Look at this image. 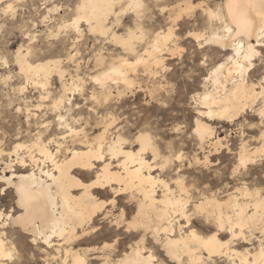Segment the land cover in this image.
Instances as JSON below:
<instances>
[{
    "label": "bare ground",
    "instance_id": "obj_1",
    "mask_svg": "<svg viewBox=\"0 0 264 264\" xmlns=\"http://www.w3.org/2000/svg\"><path fill=\"white\" fill-rule=\"evenodd\" d=\"M55 1L49 0L52 6L43 16V22L50 18L51 12H59L60 6ZM71 2L72 22L67 24L66 16L59 15V29L68 25L66 28L72 29L75 34L73 40L77 41L87 30L102 38L104 36L108 40H115L124 46L123 49L135 54L133 60L122 56L112 61L102 73L92 76L95 87L90 94L91 98L104 102L115 96L114 88H119V84L128 89L135 85V78L131 74L136 73L138 67H144L152 76L158 73V68H165L164 53L174 55L178 48L170 46L172 40L169 39V30L183 13H188L193 4L191 0L178 3L175 9L177 13L171 11L168 16L172 23L167 30L156 33L150 46L140 53L135 42L145 34L142 24L145 15L141 13L144 11L145 0H127L125 7L122 0ZM233 2L238 3L240 8H229L230 0L218 4L221 17L226 22L237 11L247 13L253 19H259L264 14L260 0ZM245 4L251 5V8L244 7ZM5 8L13 10L14 5L10 1L5 4ZM129 8L134 10L135 28L127 29L125 35L119 34L115 27L120 22L121 14ZM73 22L78 26L79 33L71 27ZM84 25L86 28H83ZM259 35V28L251 36H241L235 29L230 33L219 28L214 33L209 32L208 43L215 47V53L218 48L222 51L231 50L230 54L218 57L216 67H211L204 76L201 91L193 96L196 100L194 135L203 158L210 163L212 151H217V145L223 143V139L216 135L211 120L232 119L247 106L253 107L256 103L259 104L256 109L258 114L264 112V90L255 87L261 78L259 57L252 59L254 67L243 78L236 67L245 63L244 56L249 45L260 50L255 43ZM33 39H36V35H32L31 41ZM75 44L73 41L74 46ZM241 45L244 47H240ZM78 53L79 49L75 53L69 51L67 59L75 62ZM32 55H39V58L31 60ZM41 55L40 47L38 51L36 45L29 44L25 51L20 47L15 57L26 79L40 85L47 95L50 94L48 87L51 75L58 76L63 94L53 101L52 107L57 110L68 98V91L80 90L82 87L79 64H76V74L68 82L65 79L68 71L64 68V59L46 60ZM104 62L105 56L99 53L96 63L102 65ZM220 65L223 68L217 72ZM117 92L118 95L123 93L120 89ZM58 120L68 130L63 138L69 136L73 141L72 147L65 148L63 158H58V152L63 149L59 139L51 137L46 141L40 133L29 144L17 141L11 152L0 148L2 158L15 154L16 161L22 166L27 165V158L32 165L30 169L12 172L8 176V171L5 170L12 169L11 159L0 177L5 185L13 188L16 205L23 210L16 215L13 207L8 212L0 209V213H4L6 217H12V222L5 221L0 225V249L13 255L12 230L19 227L24 233L31 235L32 244L39 248V253L47 264H50V259L59 260L61 264H93L91 259H97V264H264V192L258 187L250 188L245 177L239 176V172L233 175L231 171L230 177H239L242 186L230 187L229 182H226L224 187L207 194L205 187L200 189L196 185L194 188L198 196L192 197L188 195L189 189L178 171L174 172L176 177L173 178L176 190L160 175H154L156 163L153 153L159 157L161 150L145 128L138 131L133 142H129V139L123 137L125 134L120 133L121 128L110 134L111 123L107 124L106 121L102 130L89 138L85 128H76L63 115L59 114ZM147 137L152 138V143L147 142ZM52 143L56 144L54 149L51 148ZM134 145L139 148L135 149ZM206 147L211 149L206 151ZM263 149L264 145L250 150L243 144L237 157L240 159L243 154L246 159L254 161L257 153ZM21 150H26L27 156L20 154ZM147 152L151 153L152 159L146 156ZM199 159L197 157L195 161ZM96 161L102 163L97 164ZM85 175L93 177L86 182L82 179ZM101 190L112 193L109 201L97 196L96 192ZM118 197H122L128 205H135L136 212L131 218L126 217L124 207L118 206ZM191 199L202 201L201 216L206 224L214 228L207 235L193 225V220L198 216L192 214ZM113 200L116 201L115 206L107 210L101 207ZM118 207L125 219L129 222L135 220L134 227L129 229L126 225L115 226L112 223L114 218L119 217V213L114 212ZM16 217L22 218L20 222H15ZM102 218L107 221V226L103 228L98 223ZM9 226L12 230L7 231ZM107 236L110 237L109 240L106 239ZM98 237L102 239L99 246H82L85 241Z\"/></svg>",
    "mask_w": 264,
    "mask_h": 264
},
{
    "label": "rangeland",
    "instance_id": "obj_2",
    "mask_svg": "<svg viewBox=\"0 0 264 264\" xmlns=\"http://www.w3.org/2000/svg\"><path fill=\"white\" fill-rule=\"evenodd\" d=\"M10 1L13 3L14 9L8 11L5 4ZM71 1L56 0L55 4L58 3L60 6L59 12L55 14L51 12L50 18L43 22V16L46 15L47 9L52 6L49 0H0V148L6 152H11L17 141L29 144L40 133L46 141L51 137L59 139L63 149L58 152V158H63L65 148L72 147L73 141L69 136L63 138V134H67L68 130L58 123V117L61 114L76 128H85L89 138L102 130L105 121L107 124L111 123L110 134L121 128L120 133L125 134L123 137L129 139V142H133L138 131L145 128L146 130H142L152 135L158 143L161 155H163L162 144L173 142L176 136L173 131L174 127L183 124L184 130L180 133V149L185 156L189 157L187 163L179 169L172 167V170L170 167L158 169L156 165L155 171H153L154 175H160L168 183L170 182L171 187L176 190L173 178L176 177L174 172L178 171L183 176L185 186L189 189L188 195L192 197L198 196L194 188L196 185L200 189L205 187L207 194L224 187L226 182H229L230 187L242 186V181L238 180L239 177L231 178L230 174L239 161L237 156H239L243 144H246L250 150L264 145V119L256 111L259 104L256 103L253 107L247 106L244 111L232 119L211 120L210 123L215 127L216 135L223 139L222 144L225 146L219 148V151H212V156L209 157L212 160V167L206 168L197 164L195 159L197 157L204 159V155L197 145L194 135L196 100L193 96L196 92L201 91L202 81L206 74L200 73L191 79H184L182 75L183 67L190 66L193 60L191 49L196 47L198 51H203L199 48L197 41L191 39H184L179 43L170 41L171 47L176 46L186 50L184 55L164 53L165 68L171 69V72L166 73L163 71L165 68H158V73L152 76L145 71L144 67L140 66L136 73L131 74L135 78L136 86L128 89L119 84V88H114L113 94L115 96L111 100L107 102L97 101L90 95L95 87L92 76L102 73L112 61L118 60L122 56L133 60L135 54L123 49L124 46L121 43L108 40L104 36L102 38L101 35H95L87 30L84 31L82 38L77 41V39L73 40L75 34L71 28L62 27L59 29V15L66 16L67 24L72 22ZM223 1L215 0L217 7ZM183 2L184 0H145L144 11L141 12L145 15L142 23L145 34L135 42L137 51L143 53L145 48L150 46L156 33L167 30L172 23L168 20L170 12L176 14L177 4H183ZM191 2L196 3L199 0H191ZM122 4L124 7L127 6V0H122ZM133 16L134 10L132 8L126 10L124 14H121V23L119 22L115 30L119 34L124 33L123 35H125L127 29L135 28ZM203 19L204 12L202 9H197L192 15L183 13L176 21L175 35L183 33L187 37V29L192 26H196L198 31L203 32L204 29L199 27ZM83 28H86L85 25ZM32 35H36V39L29 42L28 38ZM49 36H59V39L50 40ZM73 41L76 42L74 48H72ZM29 44L36 45L38 51L40 47L41 57L46 60L64 59L63 65L68 71L65 79L68 82L72 80L71 76L76 74V64H79L78 73L83 79L81 91H68L67 95L70 101L67 98L57 110L52 107L53 101L63 94L62 83L58 76L56 74L51 75L48 87L50 94L47 95L40 85H35L31 80H27L20 71L15 56L20 47L25 51ZM204 48L208 50L204 52V55L207 56L209 52L214 53L210 59L216 62L224 54L228 55L231 52L229 49L222 51L218 48V52L215 53L213 51L215 47L209 43H205ZM76 49H79V53L75 62L68 60L69 51L75 53ZM99 53L105 56V62L102 65L96 63ZM36 58H39V55L31 56V60ZM211 67V65L208 66L206 73ZM257 74L259 75V73ZM118 89L123 91L122 95H118ZM41 94L44 96L43 99ZM205 121L209 122L208 119ZM133 133L135 134L133 135ZM55 147L56 144L52 143L51 148L54 149ZM134 148L138 149L139 146L134 145ZM211 148L213 149V146ZM211 148L206 147V151ZM25 151L19 152L27 156ZM263 151L257 153L254 163H250L246 169L239 172V176L245 177L250 188L258 187L262 192H264ZM146 156L152 159L150 152H147ZM16 158L15 154L11 157L4 156V158L0 156V177L3 176L6 163L10 162L11 159L13 160L12 169L5 170L8 171V176L12 172L32 168L29 158H27L26 166H22L16 161ZM96 163L102 162L96 161ZM47 164L50 165V163ZM92 177V175H85L82 176V179L88 182ZM96 194L101 200L109 201L112 197V193L107 190H101ZM191 201L193 200L191 199ZM117 202L119 207L125 208L127 218H131L136 212L135 205H128L122 197H118ZM10 207L15 208L13 213L16 215L23 211L16 205V194L13 188L0 180V209L8 212ZM114 212L115 214L118 213L115 209ZM98 223L102 228L107 226V221H103V218L99 219ZM193 225L204 235L214 230L212 225L204 222L201 215L193 220ZM6 230L12 229L9 226ZM12 231H14L12 252L15 264H47V261L39 253V248L32 244L30 234L24 233L19 227H15ZM106 239L109 240L110 237L107 236ZM101 242L102 239L98 237L94 240L85 241L82 246H99ZM48 261L50 264H61L59 260L50 259ZM91 262L97 264L98 260L91 259Z\"/></svg>",
    "mask_w": 264,
    "mask_h": 264
},
{
    "label": "snow or ice",
    "instance_id": "obj_3",
    "mask_svg": "<svg viewBox=\"0 0 264 264\" xmlns=\"http://www.w3.org/2000/svg\"><path fill=\"white\" fill-rule=\"evenodd\" d=\"M261 8L264 9V0H260ZM244 7L251 8V5L245 4ZM9 8H11V5H9ZM229 8H236L239 9L240 5L238 3L233 2V0H230ZM197 9H202L204 11V19L199 25V27H202L204 29L203 32H200L197 30L196 26H192L189 29H187V37L183 33L180 35H173L175 31V24H173V28L169 30V39L172 41H175L176 43H179L181 40L184 39H191L194 41H197L199 43V48L203 49V51H198L196 47H193L191 49V56L193 57V60L190 64V66H184L182 70V75L184 79H191L194 76L199 75L200 73H206V69L209 65L212 67H216V61L210 59L211 56L214 55V53L209 52V54L206 56L204 55L205 51H208L204 48L205 43H208V33L212 32L214 33L217 29V27L225 32L230 33L234 29L237 31V33L241 36H251L256 28H259L260 35L256 37V45H259L260 50L257 51L255 46L249 45L246 49V55L244 56V64H238L236 65L237 69L239 70V74L243 78L244 75L254 67L252 64V59L254 57H259V68L260 71V81L258 85H255V87H258L262 90H264V14H261L259 16V19H253L250 15L247 13L237 11L233 13L232 19L229 21H225V19H222L221 17V9L217 7V4L215 0H207V2H204V0H199V2L193 3L192 7L189 9L187 15H192ZM197 18L198 15H197ZM228 24H231L232 26L229 27ZM63 27H69L68 25H64ZM72 28L75 29L77 33H79V28L73 22ZM51 39H59V36H49ZM29 42L31 41L32 37L30 36ZM216 42H219L218 40ZM73 47H75L73 45ZM240 47H244V45H241ZM186 52L185 49L176 48V53L178 55H184ZM74 59V57H72ZM223 68V65H220L219 68H217V72L220 71V69ZM164 72L168 73L171 72V69H163ZM99 83V81H97ZM264 94V93H262ZM261 117L264 119V112H261ZM184 130L183 124H179L178 126L174 127L173 131L176 133V136L174 137L173 142L164 143L162 144V150L163 155L156 157L155 153H153L154 162L157 165L158 169L173 167L174 169H179L182 165H185L187 163V160L189 157L185 156L184 152L180 149V133ZM148 143H152V138L147 137L145 138ZM224 144H218V148H223ZM215 159V157H213ZM255 161H250L246 159L243 154L241 155L239 162L236 164V167L232 169L233 175L240 172L241 170L246 169L250 163H254ZM264 162V160H262ZM197 164L203 166V167H212V164L205 158V159H199L196 161ZM219 162L217 161V164ZM194 184V182H193ZM192 203L193 207L191 208L192 214L199 216L202 214V208L201 203L202 201L195 200L190 201ZM116 205V201H110L109 205H101L102 208L107 210L109 207H113ZM116 211L119 213L118 218H114L112 223L115 226H122L126 225L131 229L135 226L136 222L135 220L129 222V220L124 218V214L120 213L119 208L116 209ZM22 218L16 217L15 222H20ZM5 221L12 222V217L8 216L6 217L4 213H0V225L5 223ZM107 247V246H106ZM0 264H15L13 255L10 252L4 251L3 249H0Z\"/></svg>",
    "mask_w": 264,
    "mask_h": 264
}]
</instances>
